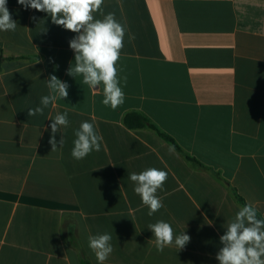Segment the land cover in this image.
I'll return each instance as SVG.
<instances>
[{
  "label": "crops",
  "instance_id": "1",
  "mask_svg": "<svg viewBox=\"0 0 264 264\" xmlns=\"http://www.w3.org/2000/svg\"><path fill=\"white\" fill-rule=\"evenodd\" d=\"M7 7L17 28L0 31V264H98L87 238L103 233L113 247L104 264H219L220 236L241 207L229 186L264 218V0H104V14L135 36L126 32L117 62L126 99L116 110L102 104L103 85L66 74L76 33L17 0ZM50 75L68 97L28 116ZM65 111L52 151L51 118ZM131 112L207 169L152 129L128 128ZM83 121L103 139L76 160ZM150 167L168 173L151 217L129 179ZM159 220L191 237L184 249L157 251L148 225Z\"/></svg>",
  "mask_w": 264,
  "mask_h": 264
},
{
  "label": "clouds",
  "instance_id": "2",
  "mask_svg": "<svg viewBox=\"0 0 264 264\" xmlns=\"http://www.w3.org/2000/svg\"><path fill=\"white\" fill-rule=\"evenodd\" d=\"M17 3L25 9L46 13L52 23L76 33L69 41V47L74 52V64L70 63L66 74L74 78L81 76L82 83L90 89L103 85L104 106L116 110L124 104L126 97L121 87L117 62L124 47L126 32L130 41L135 36L116 20L114 13L104 14V0H17ZM96 13L103 18L96 19ZM16 28L17 22L12 19L7 0H0V31H15ZM123 80L126 83L127 77H123ZM46 81L49 94L41 97V106L28 109V116L43 115L44 109L50 104L68 97L67 82L56 75H50ZM51 119L52 135L49 144L52 151H55L57 144L62 146L64 143L62 136L57 141L55 135L62 127L67 128L70 121L67 111ZM74 134L76 139L71 152L74 159L81 160L93 151H100L103 138L93 123L81 122ZM167 178L166 171L152 167L129 174V179L135 185L134 192L140 196L142 204L147 206L150 217L164 206L157 193L163 190ZM148 229L153 233L155 246L160 252L173 244L178 251L182 250L191 240L184 232L174 235L171 224L164 220L150 223ZM87 239L98 264H104L113 252L111 234L89 235ZM220 242L223 247L216 255L219 264H264V219L258 218L257 209L252 204L246 203L239 208L235 217L228 222L226 232L220 236Z\"/></svg>",
  "mask_w": 264,
  "mask_h": 264
},
{
  "label": "trees",
  "instance_id": "3",
  "mask_svg": "<svg viewBox=\"0 0 264 264\" xmlns=\"http://www.w3.org/2000/svg\"><path fill=\"white\" fill-rule=\"evenodd\" d=\"M3 51L0 46V70L3 63ZM125 125L130 129H143V128H150L155 131L161 138L166 140L170 143L174 149L184 158V160L192 165L193 167L200 168V169H207L203 164H201L196 158L190 156L188 153L184 152L180 146L167 134L162 132L158 127H156L145 115L138 113V112H131L127 114L124 118ZM215 175H219L215 173ZM229 191L232 194L235 201L242 207L247 202L244 198L238 194L237 190L233 187L229 186ZM257 216L260 219H264L260 212L257 211Z\"/></svg>",
  "mask_w": 264,
  "mask_h": 264
}]
</instances>
